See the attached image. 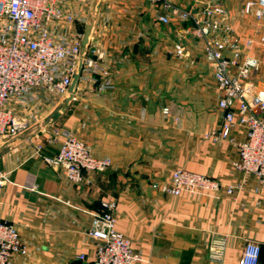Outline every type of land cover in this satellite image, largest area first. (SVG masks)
I'll return each instance as SVG.
<instances>
[{"label": "crops", "instance_id": "0c3cea01", "mask_svg": "<svg viewBox=\"0 0 264 264\" xmlns=\"http://www.w3.org/2000/svg\"><path fill=\"white\" fill-rule=\"evenodd\" d=\"M79 1L88 14L91 10L90 42L116 61L113 87L102 93L78 90L45 129L68 127L111 164L74 183L62 168L32 155L38 141L48 155L60 144V139L49 144L38 123L5 142L0 169L9 181L0 188V220L17 227L28 249L25 256L14 255L11 264H92L91 213L100 211L104 201H115L118 230L145 259L138 264H238L246 240L260 244L258 264H264V189L256 188L253 178L232 195L224 188L178 196L167 190L177 167L230 184L240 176L232 166L236 147L205 136L223 111L202 41L190 32V22L176 15L159 22L163 9L144 0ZM167 1L194 13L207 2ZM221 1L241 46L248 38L255 41L243 54L257 59L250 82L264 94V43H258L262 23L243 12L247 0ZM65 26L85 31L87 25ZM178 44L187 55H173ZM232 136L240 140L244 131L236 129ZM224 234L222 259L213 261L209 243Z\"/></svg>", "mask_w": 264, "mask_h": 264}, {"label": "built area", "instance_id": "2783aa9c", "mask_svg": "<svg viewBox=\"0 0 264 264\" xmlns=\"http://www.w3.org/2000/svg\"><path fill=\"white\" fill-rule=\"evenodd\" d=\"M144 1L163 9L157 15L159 22L168 23L172 15L190 22V32L202 41V55L212 68L219 93L217 105L223 111L218 125L205 136L228 141L237 149L232 166L240 176L235 183L177 167L170 174L168 192L178 196L183 192L214 193L224 188L232 195L241 191L250 178L256 181V188L264 189V94L250 82L257 59L243 54L244 47L250 49L255 44L254 39H246L241 46L221 0H207L195 13L173 7L167 0ZM243 12L262 23L258 43H264V0H247ZM67 23L89 24L82 1L0 0V150L34 121L49 144L57 139L60 144L55 154L48 155L38 141L32 155L46 165L62 168L72 182L81 183L86 173L104 172L110 159L95 156L68 127L55 126L48 132L38 115L69 95L79 64L81 71L71 100L80 89L102 93L112 88L116 61L97 43L89 41L83 47L84 30L70 31ZM172 53L182 57L187 50L178 44ZM162 113L168 114L169 109L163 107ZM236 129L244 131L240 140L232 136ZM8 181L7 174L0 169V188ZM115 206V201H104L100 211L91 213L88 234L95 241L92 264L145 261L131 240L118 230ZM226 243V234L212 238L208 246L211 260L222 259ZM27 253L17 227L0 220V264H11L14 255ZM259 255L260 244L246 240L238 264H258Z\"/></svg>", "mask_w": 264, "mask_h": 264}, {"label": "water", "instance_id": "95a60500", "mask_svg": "<svg viewBox=\"0 0 264 264\" xmlns=\"http://www.w3.org/2000/svg\"><path fill=\"white\" fill-rule=\"evenodd\" d=\"M92 28H93V21L90 20L89 21V24L86 26L85 31H84V36H83V39H82V45H83V47H86L89 44L90 36H91V33H92ZM80 71H81V64H79L78 71H77V73L73 77L72 84L69 87V95L66 98H64V102H63L64 104L62 106L66 105L72 99V95H73V93L75 91V88L77 86V83H78V78H79ZM62 106H58L57 108H55L46 117V119L43 121V124L46 125L52 119H54L58 115V113L60 112Z\"/></svg>", "mask_w": 264, "mask_h": 264}, {"label": "rangeland", "instance_id": "374dc122", "mask_svg": "<svg viewBox=\"0 0 264 264\" xmlns=\"http://www.w3.org/2000/svg\"><path fill=\"white\" fill-rule=\"evenodd\" d=\"M91 16V10H90V13L88 14V18ZM261 92V91H260ZM262 93V92H261ZM57 105V106H56ZM63 105V101H60V102H57L55 104H53L51 107H49L48 109H46L45 111L41 112L39 115H38V118H43L47 112H49L51 109H55L57 108L58 106H62ZM43 121V120H42ZM41 121V123H42ZM32 123H35L34 121H31V124ZM38 128H39V125H38Z\"/></svg>", "mask_w": 264, "mask_h": 264}, {"label": "trees", "instance_id": "16d2710c", "mask_svg": "<svg viewBox=\"0 0 264 264\" xmlns=\"http://www.w3.org/2000/svg\"><path fill=\"white\" fill-rule=\"evenodd\" d=\"M260 251H261V247H260Z\"/></svg>", "mask_w": 264, "mask_h": 264}]
</instances>
